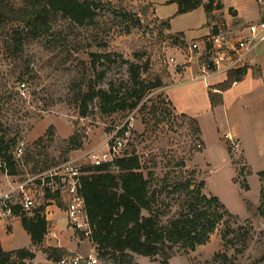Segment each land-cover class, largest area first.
I'll return each mask as SVG.
<instances>
[{
	"label": "rangeland",
	"instance_id": "374dc122",
	"mask_svg": "<svg viewBox=\"0 0 264 264\" xmlns=\"http://www.w3.org/2000/svg\"><path fill=\"white\" fill-rule=\"evenodd\" d=\"M88 1L95 17L85 23L60 12L49 13L47 31L35 35L29 26L18 25L15 42L8 36L9 28L0 25V140L3 146L9 145L7 153L12 155L20 140L27 143L26 165H16V178L27 170L38 172L70 160L80 167L90 164L91 154L102 158L109 152L111 137L127 128L126 146L137 150L146 170L155 171L159 186L166 180H203L204 192L218 195L232 214L218 223L206 243L178 250L171 264L264 263V175L259 174L264 168V43L254 54L263 68H252L254 76H260L257 82L253 84L248 76L245 83L233 86L229 73L218 75L226 78L216 86L233 89L215 111L210 108L205 81L192 77L199 72L204 56L188 49L189 44L205 46L220 28L232 36L259 20L258 1L213 0L209 12L204 5L178 12L177 0ZM19 4L21 0H3L8 9ZM169 17L174 31L166 25ZM175 30L187 37H179ZM131 62L139 65L143 76L163 78L164 85L144 99L147 107L140 109L141 103L133 110L110 111L95 97L82 115L84 94L111 86L119 93L128 88ZM184 70L186 81L172 84L174 75ZM181 78L178 75L175 80ZM209 85L212 89V83ZM166 88L179 109L200 119L206 140L176 110ZM214 96V106L222 103V93ZM228 130L239 132V146L231 144ZM74 133L83 147L70 150ZM62 171L71 178L67 169ZM66 190L62 206L52 201L53 206L44 209L50 219L48 231L54 227V235L48 232L43 244L33 245L21 215L17 216L20 219L12 215L0 224L4 248L35 250L36 257L26 259L30 264H49L44 248L58 244L71 248L66 247L63 256L93 254L99 257L97 264H161L137 253L126 256L125 261L101 257L89 236L70 221L68 208L74 195ZM168 193V204L177 207L181 195ZM19 210L32 215L37 209Z\"/></svg>",
	"mask_w": 264,
	"mask_h": 264
},
{
	"label": "trees",
	"instance_id": "16d2710c",
	"mask_svg": "<svg viewBox=\"0 0 264 264\" xmlns=\"http://www.w3.org/2000/svg\"><path fill=\"white\" fill-rule=\"evenodd\" d=\"M177 1L178 12L190 11L201 5L209 12L213 6V0L205 3L204 0ZM53 12H60L78 23L91 21L95 17L92 2L88 0H21V4L12 9L6 8L3 0H0V25L9 28L8 36L15 42L18 25L29 26L35 35H41L49 29L47 15ZM170 20L169 17L166 24L168 28H171ZM176 34L182 37L184 32ZM181 44H185L183 40ZM103 55L109 57V54L94 53L96 57ZM130 73V83L124 92L119 93L111 86L110 89L99 88L84 94L82 115H86L88 103L95 97L107 105L110 111L133 110L141 103L140 109L146 108L148 102L144 99L151 90L164 85L163 78L157 76L152 80L143 76L139 65L134 62L130 63ZM246 73V67L229 72L231 82L241 79ZM214 93L216 91L210 89L213 104ZM182 115L190 120L199 134L201 128L198 119L185 112ZM126 130L120 129L118 134L122 135ZM69 143L70 150L83 147V141L77 133L71 136ZM8 148L9 145L3 146L0 140V151L4 150L10 173L13 174L17 172L16 161L12 154L7 153ZM80 170L76 176L77 193L84 200L90 225L88 236L101 257L125 261L126 256L137 253L159 260L161 264H171L170 259L178 250L195 249L197 245L206 243L218 223L226 215H232L218 195L209 196L204 192L203 180L194 183L191 178H186L171 183L162 179L164 183L159 186L155 171L146 170L136 149L125 147L113 159L99 164L90 163ZM259 174L264 175V170L259 171ZM170 186L172 188L168 192L174 191L181 195L177 207L167 202L169 193L166 188ZM61 196L62 193L58 191H48L44 202L32 215L21 213L19 207H15L14 214L21 215L22 225L30 234L33 245L43 244L48 233L49 220L43 213L44 209L52 201L62 206ZM44 250L50 264H57L67 248L56 245L45 247ZM35 257L36 251L29 247L5 249L0 239V264H30L26 259Z\"/></svg>",
	"mask_w": 264,
	"mask_h": 264
},
{
	"label": "built area",
	"instance_id": "2783aa9c",
	"mask_svg": "<svg viewBox=\"0 0 264 264\" xmlns=\"http://www.w3.org/2000/svg\"><path fill=\"white\" fill-rule=\"evenodd\" d=\"M257 1L262 12L259 20L249 22L238 33L232 36L220 28L209 39V43L203 47H200L198 43L188 45L190 53L199 52L201 56H204L202 62L199 63L198 74L200 78L207 82L212 75L224 72L229 73L245 67L248 68V66L254 63V61L252 63L254 54L264 43V0ZM23 86L26 87V81L23 82ZM127 132L128 130L124 134L119 135L117 131L111 137L112 142L109 152L104 154L102 158L98 154H91L92 163L99 164L102 161L111 160L115 156L120 155L122 150L127 147V143L123 140ZM226 135L232 145L239 146L240 141L232 132H227ZM26 147V141L20 140L14 148L13 157L16 165L18 163L22 166L26 165L23 159ZM80 168V166L74 165L72 160H70L38 172L27 170L22 177L16 178L18 173H10L8 158L4 154V150L0 151V218H8L13 215L15 207H19L25 211H31L34 208L38 209L44 202L48 191H58L63 194L68 188L71 194L74 195L68 208L69 219L76 228L88 235L90 225L84 200L77 193L76 176L80 174ZM62 169L68 170V174L71 175L70 179L66 176L67 174H63ZM68 184H70V187L67 186ZM48 232L49 234H55L53 229H49ZM98 262L99 257L96 255L75 254L62 256L57 261V264H97ZM249 264L264 263L256 262Z\"/></svg>",
	"mask_w": 264,
	"mask_h": 264
},
{
	"label": "crops",
	"instance_id": "0c3cea01",
	"mask_svg": "<svg viewBox=\"0 0 264 264\" xmlns=\"http://www.w3.org/2000/svg\"><path fill=\"white\" fill-rule=\"evenodd\" d=\"M153 1V0H152ZM154 2V1H153ZM157 9V8H156ZM161 18H163V17H161ZM170 23H171V30L172 31H174V29H173V24H172V21H170ZM175 31H181V30H175ZM185 35H186V33H184ZM186 37H187V35H186ZM253 61H254V63H253ZM252 63L253 64H251L250 66H248V68H247V73L241 78V79H239V80H236V81H234L233 82V86H236L237 84H240V83H245V79L248 77V76H252V78H251V81L253 82V84H254V82H257V80L259 79V77H256V76H254V74H253V72H252V68L253 67H256V68H260V69H262V71H263V68H262V66H261V64H260V62H256L255 61V59L254 60H252ZM184 73H185V70L183 71V72H180V73H177V75H174V82H172V84H181V83H183V82H185L186 80L185 79H183V75H184ZM195 73V72H194ZM220 74V73H219ZM219 74H215V75H212L210 78H209V80H211V82H209L208 83V81L206 82L205 80V85L208 87V90H207V95L209 96V98H210V94H209V90H210V83H212V88H213V90L214 91H216V92H219V93H222V97H223V101H222V103H220V104H218V105H216V106H214L213 105V103H212V101L210 102V108L212 109V110H214L215 111V109H217L219 106H221V105H224L226 102H225V100H226V95L227 94H229V92L231 91L230 89L232 88L233 89V86L231 87V88H227V89H225V90H223L221 87H218V86H216L215 84H217V83H220V82H222L225 78H226V75H224V77L222 76V77H220V76H218ZM180 76V77H182L181 79H179V80H175L176 79V77L177 76ZM193 77V79H200V80H203L202 78H200V76H199V74L197 73L195 76H192ZM190 80H192V79H190ZM216 86V87H215ZM230 90V91H229ZM166 92H167V88H166ZM167 94H168V98L170 99V101H172V103H173V106L176 108V110L177 111H179V112H185V111H182L181 109H179L176 105H175V102H174V100H173V98L171 97V95H170V93L169 92H167ZM215 108V109H214ZM185 113H187V112H185ZM188 114H189V112H188ZM189 115H191V114H189ZM193 116V115H192ZM195 117V116H194ZM197 118V117H196ZM198 120H199V122H200V128H201V134H202V137H203V139L204 140H206L205 138H204V128H203V125H202V123H201V121H200V119L199 118H197ZM228 132H232L236 137H240V134H239V132H237V131H231V130H228ZM248 164V163H247ZM248 165H250V164H248ZM252 166V165H251ZM262 170H264V168L262 169ZM252 171L254 172L255 170H254V168L252 167ZM261 171V170H260ZM47 206H53V204H48ZM47 208V207H46ZM14 216H18V215H16V214H13ZM12 216V215H11ZM13 216V217H14ZM12 217V218H13ZM20 217V216H19ZM9 219H11V218H9ZM9 219H6V218H0V224H2L3 223V221H5V220H8L9 221ZM17 219H20V218H18L17 217ZM48 220H50L49 219V217H48ZM21 222H22V218H21ZM50 229H55L54 227L53 228H51L50 227ZM1 239V238H0ZM1 242H2V239H1ZM92 242V241H91ZM2 244H3V242H2ZM58 246H64V247H67V248H69V249H71L70 247H68V246H66V245H64V244H58ZM11 249H13V248H11ZM50 263H51V261H49ZM49 263V264H50Z\"/></svg>",
	"mask_w": 264,
	"mask_h": 264
}]
</instances>
